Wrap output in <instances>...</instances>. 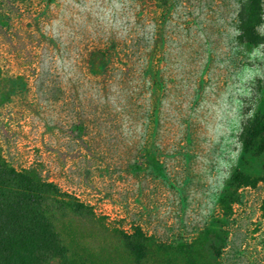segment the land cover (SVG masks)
Listing matches in <instances>:
<instances>
[{
	"label": "rangeland",
	"instance_id": "rangeland-1",
	"mask_svg": "<svg viewBox=\"0 0 264 264\" xmlns=\"http://www.w3.org/2000/svg\"><path fill=\"white\" fill-rule=\"evenodd\" d=\"M245 1L0 0V156L191 264H264L261 185L218 205L264 115V0L255 46L236 40ZM89 252L131 264L113 240Z\"/></svg>",
	"mask_w": 264,
	"mask_h": 264
},
{
	"label": "trees",
	"instance_id": "trees-1",
	"mask_svg": "<svg viewBox=\"0 0 264 264\" xmlns=\"http://www.w3.org/2000/svg\"><path fill=\"white\" fill-rule=\"evenodd\" d=\"M261 1L246 0L240 6L238 43H259ZM238 140L242 160L226 179L218 201L223 217L238 204L241 189L258 184L263 190L260 210L264 213V162L259 173L246 168L264 157V115L254 113L242 126ZM92 234L97 238L90 237ZM98 239L113 240L131 264H170L180 256L185 264L192 263L189 244L157 243L138 228L131 233L116 228L56 184L42 180L29 169H15L0 156V264H95L89 250Z\"/></svg>",
	"mask_w": 264,
	"mask_h": 264
}]
</instances>
